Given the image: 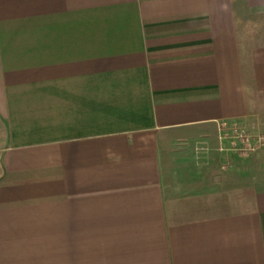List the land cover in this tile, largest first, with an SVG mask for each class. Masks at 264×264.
<instances>
[{
	"label": "crops",
	"instance_id": "crops-1",
	"mask_svg": "<svg viewBox=\"0 0 264 264\" xmlns=\"http://www.w3.org/2000/svg\"><path fill=\"white\" fill-rule=\"evenodd\" d=\"M232 126L264 134V0H0V264H264Z\"/></svg>",
	"mask_w": 264,
	"mask_h": 264
},
{
	"label": "rangeland",
	"instance_id": "rangeland-1",
	"mask_svg": "<svg viewBox=\"0 0 264 264\" xmlns=\"http://www.w3.org/2000/svg\"><path fill=\"white\" fill-rule=\"evenodd\" d=\"M206 129V128H204ZM207 130V129H206ZM208 131V130H207ZM213 131V130H212ZM188 137H193L192 134H185V136H177L175 137V145L173 147L174 151L172 154H174V157H191L189 156L190 154H193L194 158H199L200 156L202 158L204 157H211V158H217L216 157V151L214 150V147L211 146H201V148L198 147H191L189 146V144L191 143ZM193 145V144H192ZM195 145V143H194ZM179 148V149H178ZM189 149V150H186ZM257 152H253L250 153L248 155H244L247 158H249V160H247V167H243L241 169H247V171L249 172L248 174V179L249 181H253L254 179H256V171H257V159L259 158L258 156H256ZM241 155V154H240ZM220 157V155H219Z\"/></svg>",
	"mask_w": 264,
	"mask_h": 264
},
{
	"label": "built area",
	"instance_id": "built-area-1",
	"mask_svg": "<svg viewBox=\"0 0 264 264\" xmlns=\"http://www.w3.org/2000/svg\"><path fill=\"white\" fill-rule=\"evenodd\" d=\"M224 128H222L223 130ZM224 131V136L233 140L232 149L242 155L259 152L264 149V134H251L238 126H232Z\"/></svg>",
	"mask_w": 264,
	"mask_h": 264
}]
</instances>
